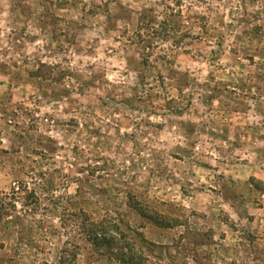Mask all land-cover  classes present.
<instances>
[{
	"label": "rangeland",
	"instance_id": "rangeland-1",
	"mask_svg": "<svg viewBox=\"0 0 264 264\" xmlns=\"http://www.w3.org/2000/svg\"><path fill=\"white\" fill-rule=\"evenodd\" d=\"M0 264H264V0H0Z\"/></svg>",
	"mask_w": 264,
	"mask_h": 264
}]
</instances>
